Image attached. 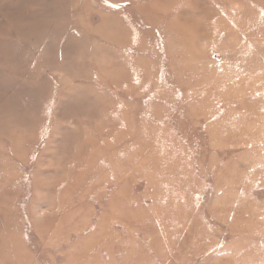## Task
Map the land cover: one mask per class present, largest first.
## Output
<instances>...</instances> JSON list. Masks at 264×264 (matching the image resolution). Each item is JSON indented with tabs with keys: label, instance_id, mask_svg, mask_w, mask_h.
<instances>
[{
	"label": "rangeland",
	"instance_id": "obj_1",
	"mask_svg": "<svg viewBox=\"0 0 264 264\" xmlns=\"http://www.w3.org/2000/svg\"><path fill=\"white\" fill-rule=\"evenodd\" d=\"M0 264H264V0H0Z\"/></svg>",
	"mask_w": 264,
	"mask_h": 264
},
{
	"label": "bare ground",
	"instance_id": "obj_2",
	"mask_svg": "<svg viewBox=\"0 0 264 264\" xmlns=\"http://www.w3.org/2000/svg\"><path fill=\"white\" fill-rule=\"evenodd\" d=\"M8 98V97H7Z\"/></svg>",
	"mask_w": 264,
	"mask_h": 264
}]
</instances>
